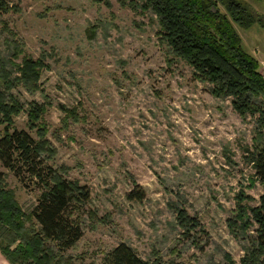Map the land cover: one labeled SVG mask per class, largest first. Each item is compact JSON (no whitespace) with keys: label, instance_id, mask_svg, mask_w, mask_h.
Segmentation results:
<instances>
[{"label":"rangeland","instance_id":"obj_1","mask_svg":"<svg viewBox=\"0 0 264 264\" xmlns=\"http://www.w3.org/2000/svg\"><path fill=\"white\" fill-rule=\"evenodd\" d=\"M5 1L12 11L0 15V138L30 133L62 177L92 193L69 260L102 264L125 243L148 261L239 264L254 234L236 233L239 209H258L264 196L250 154L257 120L213 96L171 55L150 15L117 1ZM242 1L264 20V0ZM236 29L264 74V26ZM25 59L46 65L33 92L21 74ZM0 171L30 213L38 188ZM134 192L144 200L130 199Z\"/></svg>","mask_w":264,"mask_h":264},{"label":"trees","instance_id":"obj_2","mask_svg":"<svg viewBox=\"0 0 264 264\" xmlns=\"http://www.w3.org/2000/svg\"><path fill=\"white\" fill-rule=\"evenodd\" d=\"M108 8L117 1L140 15H150L159 25L161 43L171 55L187 63L197 80L209 84L210 93L230 100L236 113L255 118L257 146L250 152L255 177L264 189V74L260 62L247 54L236 25L251 28L256 17L241 0H96ZM261 1V0H256ZM12 11L0 0V15ZM1 65V63H0ZM46 65L25 59L21 74L29 92L38 88ZM2 101V100H1ZM5 110V105L0 104ZM41 106L35 104L34 115ZM0 164L23 184L40 191L36 207L25 212L16 194L8 188L0 171V251L11 264H76L67 254L84 237L81 213L91 201L88 187L62 177L48 163L41 143L30 133L17 129L0 138ZM143 201V192L129 196ZM236 233L247 236L249 248L239 264H264V196L258 209H239ZM257 226V228H255ZM6 235H11L9 243ZM239 237V235H237ZM102 264H169L162 259L148 261L125 243L105 256ZM230 264H238L231 262Z\"/></svg>","mask_w":264,"mask_h":264},{"label":"crops","instance_id":"obj_3","mask_svg":"<svg viewBox=\"0 0 264 264\" xmlns=\"http://www.w3.org/2000/svg\"><path fill=\"white\" fill-rule=\"evenodd\" d=\"M242 1V0H241ZM244 4H246L248 6L247 3H245L244 1H242ZM259 2V1H257ZM249 7V6H248ZM250 8V7H249ZM0 264H11L6 258L5 256L1 253L0 251Z\"/></svg>","mask_w":264,"mask_h":264}]
</instances>
